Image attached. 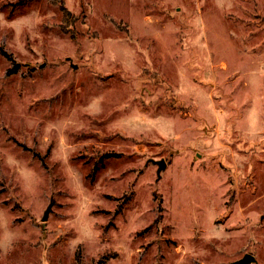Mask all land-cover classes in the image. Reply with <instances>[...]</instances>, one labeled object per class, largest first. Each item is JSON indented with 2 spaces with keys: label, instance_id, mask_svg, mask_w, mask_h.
I'll return each mask as SVG.
<instances>
[{
  "label": "rangeland",
  "instance_id": "rangeland-1",
  "mask_svg": "<svg viewBox=\"0 0 264 264\" xmlns=\"http://www.w3.org/2000/svg\"><path fill=\"white\" fill-rule=\"evenodd\" d=\"M245 252L264 264V0H0V264Z\"/></svg>",
  "mask_w": 264,
  "mask_h": 264
},
{
  "label": "water",
  "instance_id": "water-1",
  "mask_svg": "<svg viewBox=\"0 0 264 264\" xmlns=\"http://www.w3.org/2000/svg\"><path fill=\"white\" fill-rule=\"evenodd\" d=\"M153 162L157 165L156 173H157V179L161 177V172L165 170L167 162L164 158H147V162ZM48 209V208H47ZM45 210L41 219L44 220L47 218L48 210ZM256 262L255 256L250 252H245L241 257L231 261L229 264H250Z\"/></svg>",
  "mask_w": 264,
  "mask_h": 264
},
{
  "label": "trees",
  "instance_id": "trees-1",
  "mask_svg": "<svg viewBox=\"0 0 264 264\" xmlns=\"http://www.w3.org/2000/svg\"><path fill=\"white\" fill-rule=\"evenodd\" d=\"M78 255V253H76V256Z\"/></svg>",
  "mask_w": 264,
  "mask_h": 264
}]
</instances>
